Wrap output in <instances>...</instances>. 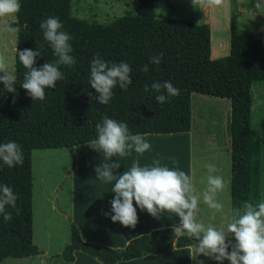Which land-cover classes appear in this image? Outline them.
I'll list each match as a JSON object with an SVG mask.
<instances>
[{"label":"trees","instance_id":"obj_1","mask_svg":"<svg viewBox=\"0 0 264 264\" xmlns=\"http://www.w3.org/2000/svg\"><path fill=\"white\" fill-rule=\"evenodd\" d=\"M134 11H127L108 23H97L71 13L70 0H20L21 8L11 26L16 27L18 50L40 48L39 67L57 59L40 29L41 20L55 16L72 39L71 66L61 65L64 78L54 88H46L43 101L32 100L21 87L27 71L14 49L16 94L4 92L0 83V143L17 142L23 151L22 165L8 167L0 161V184L12 187L16 207L6 206L12 214L5 221L0 214V261L39 254L32 242L31 150L65 148L88 143L97 137L96 125L104 115L127 122L132 134L176 133L190 128V95H204L229 100L226 130L230 138L233 200L239 195L241 150H249L250 82L264 81V32L243 34L237 30L236 14L229 18V52L209 57V28L188 19L157 18V0H135ZM172 9L169 0H163ZM163 53L159 65L149 57ZM110 62L130 65L132 83L128 89H113V97L102 105L89 96L98 95L89 85L90 62L94 55ZM148 71H142L144 65ZM154 81H170L180 92L158 103L151 90ZM145 85L149 91H145ZM13 99L15 102H13ZM75 157L71 153V168ZM118 227L117 222H114ZM174 227L156 228L126 240L122 248L84 241L76 226L69 222V240L59 254L63 261L73 260L79 250L102 264L141 257L162 255L174 247L196 244L187 237L177 238ZM230 250V249H229Z\"/></svg>","mask_w":264,"mask_h":264},{"label":"clouds","instance_id":"obj_2","mask_svg":"<svg viewBox=\"0 0 264 264\" xmlns=\"http://www.w3.org/2000/svg\"><path fill=\"white\" fill-rule=\"evenodd\" d=\"M202 2L207 6H218L222 0ZM20 8V0H0V31H15L8 17L14 16ZM39 26L43 38L49 42L57 59L46 61L37 67L36 59L42 56L39 47L35 50H18L15 47V53L27 69L21 87L32 100L43 101L46 98L45 89L54 88L56 82L64 78L60 66H71L76 61L70 54L72 47L69 41L72 37L62 30L63 25L58 17L49 16L41 20ZM162 58L163 53H160L149 57V61L159 65ZM148 70V65L145 64L142 71ZM131 71L126 62H110L102 59L99 54L94 55L90 62L89 85L98 95L92 96L89 93V96L99 104H108L113 97L114 88L118 86L126 91L131 85ZM0 83H3L4 92L16 94L15 68L10 67L3 53H0ZM144 87L145 91H149L148 85ZM150 87L157 93L155 99L161 104L168 97L177 96L180 92L170 81H154ZM96 133V139L87 143L103 156L101 163L94 167L95 176L96 179L111 184V192L114 194L109 201L110 210L103 212V215L124 227L134 229L138 223L137 208L156 219H160L165 213L175 214L178 218V223L172 228L175 236L196 241L193 259L202 254L218 264H223L225 260L229 264H264V202H244L242 208L232 210L231 218L226 224L217 226L205 223L197 218L200 196L196 194L192 179L179 168L161 165L159 160H154L152 165L141 166L139 160H133L130 168L116 172L120 161L113 160V157L123 158L133 151L143 154L151 148L142 134H132L127 122L109 118L107 115L96 125ZM23 159V151L17 142L10 140L0 143V161L3 164L11 168L22 165ZM205 167L208 170L207 186L202 192V199L210 209L220 212L223 204L217 200V193L225 188L226 181L215 174V164L208 163ZM17 198L12 187L0 184V214H3L5 221L12 219V214L6 212V206L15 208ZM200 264L203 262L200 261Z\"/></svg>","mask_w":264,"mask_h":264},{"label":"crops","instance_id":"obj_3","mask_svg":"<svg viewBox=\"0 0 264 264\" xmlns=\"http://www.w3.org/2000/svg\"><path fill=\"white\" fill-rule=\"evenodd\" d=\"M169 1L172 5V9L168 7L172 16L170 18L188 19L194 24L206 23L208 25L209 57L211 59L227 55L229 52V18L232 11L236 14V27L238 31L245 35L264 32V0H222V3L218 6H207L202 0ZM216 27H218V31L213 33ZM260 81L261 80H252L250 82L249 136L246 139H242V143L248 141L249 150H241L239 195L236 200H233L231 193L232 175L229 146L230 138L228 134L226 135L225 132L223 133L224 139L225 137L227 138V150H215V143H213L216 139L214 131L212 129L210 130L206 125L204 128L205 138L203 145L209 144L207 149H203L202 147L200 149L203 150L192 149L194 145V136L197 135L194 133V121L203 122L206 118V123L208 124L209 120L212 119L211 116L217 115L218 117H222V124H224L225 116L229 111V100L226 98L194 92L191 93L189 130L167 134H142L150 143L151 148L143 154H133V152L130 154L134 156L135 160H139L141 166L152 165L154 160H159L161 165H166L169 168H179L189 175L192 179L196 194L200 196L197 218L203 220L205 223H212L217 226L226 224L231 218L232 210L237 207L242 208L244 202H251L253 204L264 202V150H261L264 138V124L262 123L258 126L256 123V127L255 125L253 127V119L251 116L253 106L259 104L260 85H262ZM252 85L256 87L254 105L252 99ZM194 95L196 97L195 101H197L199 105V107L197 106L199 110L195 111V114L192 109V96ZM206 98L217 102L216 109L213 112L211 111L212 115L211 112L209 114L208 108H204L205 105L208 104V101H205ZM223 99H226L228 102H224L222 105ZM211 144L212 146L210 148ZM84 145H87V143H83V146ZM173 161H175V163ZM208 163L215 164L217 168L215 174L222 176L226 181L225 188L217 193V200L223 204V210L220 212L210 209L204 204L202 199V192L207 186L206 178L208 170L205 165ZM92 185L94 186V183H92ZM95 186V189H90V194L88 196L86 189L84 190L83 187H81V195L75 197L73 194L69 206L65 211L59 209V207L56 209L60 216L68 220V228L69 222H72L76 226L80 238L84 241L105 245L111 248H122L126 244L127 239L148 233L156 228L167 226L175 227L178 223V218L175 214L165 213L160 219H156L146 211H141L137 208L138 223L134 229L124 227L119 222H117V227L109 216L103 215V212L109 211L111 208L109 201L114 195L111 192L112 185L107 186L96 183ZM51 192H53V197L57 194L55 185H52V187L47 190L46 199H51L49 198ZM133 203L135 206V201ZM195 246L196 244L174 247L162 255L145 254L141 257L117 261L114 264H200V261H202L203 264H218V262L202 254L197 255L196 258L193 259ZM37 248L39 249V254L13 259H18L24 264H44L41 258H46L45 252L47 247L43 248L44 251L39 247ZM5 259L0 261V264H2ZM49 259L51 258L49 257ZM63 262L66 264H102L95 258L79 250L73 251L72 261ZM223 264H229V262L225 260Z\"/></svg>","mask_w":264,"mask_h":264},{"label":"rangeland","instance_id":"obj_4","mask_svg":"<svg viewBox=\"0 0 264 264\" xmlns=\"http://www.w3.org/2000/svg\"><path fill=\"white\" fill-rule=\"evenodd\" d=\"M70 1L71 13L73 15L88 21L94 20L97 23H108L127 11H134L137 5V1L135 0ZM154 13L157 18L172 17L170 10L163 0H157L154 3ZM8 20L9 23H11L15 18L11 16L8 17ZM12 28L15 29V31H0V53H3L7 57L10 67L14 66V49L16 42V27L12 26ZM217 29L218 27H216L213 33L218 31ZM260 84H262L260 85V100H258L259 104L256 106L254 105L256 87L255 85L251 87L254 105L251 111L253 127L254 125L256 127V123L258 126L262 123L264 124V81H260ZM195 98V95L192 96V109L194 114L195 111L199 110V105L198 102L195 101ZM205 101H208V104H206L204 108H208L210 114L211 111L213 112L216 109L217 102L209 98H206ZM224 102L228 101L223 99L222 105ZM227 115L225 116L224 124H222V117H218L217 115H212V119L209 120L208 124L206 123V118L203 122L194 121V133L197 135L194 136V145L192 149H207L209 144H206L207 146L203 145L205 138L204 128L207 125L210 130L212 129L214 131L216 138L215 141H213V143H215V150H227V138L225 137L224 139L223 137L224 132L227 135ZM262 143L261 150H264V138ZM211 146L212 144L210 148ZM201 147L203 149H200ZM71 153H73L75 157L74 169L71 168ZM133 154L136 153L133 151ZM102 159L103 156L100 152L93 150L88 145L83 146V144L73 146L69 150L65 148L31 150L32 242L42 251H44V247H47L45 252L46 258H41L44 264H66L60 257H56L55 255L60 253L63 244L68 241V220L60 216L56 209L59 207V209L65 211L69 206L72 195L74 194L75 197L81 195V187H83L84 190L86 189L88 196L90 194V189L96 188V183L107 186L111 185L96 179L94 167L100 164ZM112 159L120 161V167L116 170L117 173L130 168L132 161L135 160L133 155H128L123 158L117 156ZM92 183H94V186ZM52 185H55L57 194L54 195V199L53 192H51L49 195L51 199L49 200L46 199V195L47 190L50 189ZM49 257L51 259H49ZM2 264L24 263H21L18 259L8 258L5 259Z\"/></svg>","mask_w":264,"mask_h":264}]
</instances>
